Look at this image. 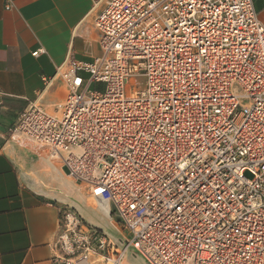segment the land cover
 Listing matches in <instances>:
<instances>
[{
  "label": "built area",
  "instance_id": "obj_1",
  "mask_svg": "<svg viewBox=\"0 0 264 264\" xmlns=\"http://www.w3.org/2000/svg\"><path fill=\"white\" fill-rule=\"evenodd\" d=\"M93 24L101 55L69 57L64 101L31 104L9 141L54 162L130 237L68 205L52 264H264V25L253 0H109Z\"/></svg>",
  "mask_w": 264,
  "mask_h": 264
},
{
  "label": "crops",
  "instance_id": "obj_2",
  "mask_svg": "<svg viewBox=\"0 0 264 264\" xmlns=\"http://www.w3.org/2000/svg\"><path fill=\"white\" fill-rule=\"evenodd\" d=\"M108 1L0 0V264H52L60 211L73 204L67 197L75 192L73 182L38 150L10 142V130L34 102L51 110L64 101L58 72L69 57L101 55L93 21ZM253 3L264 25V0ZM39 50L44 53L35 57ZM87 209L81 214L88 222L116 234Z\"/></svg>",
  "mask_w": 264,
  "mask_h": 264
},
{
  "label": "rangeland",
  "instance_id": "obj_3",
  "mask_svg": "<svg viewBox=\"0 0 264 264\" xmlns=\"http://www.w3.org/2000/svg\"><path fill=\"white\" fill-rule=\"evenodd\" d=\"M55 166H56V169L58 170V172L60 173V175L62 176V178L67 180L63 176L60 167L57 166V165H55ZM247 176L248 177H252L250 174H247ZM72 186L74 187V188H72V191L75 189L74 190L75 192H72V193L69 192L67 197L72 201L73 204L69 203L68 205L72 206V207H75V208H77L80 211H82L84 209L83 212H81L82 214H84L86 211H88L87 204H88V201H90V197L87 194V192H85V188L84 187L77 186V184H75V183H73ZM65 191L68 192V189H66ZM79 200H81V202H79ZM89 211H91V210H89ZM91 213H93V211H91ZM116 235H118V237H120V238H122V237H130L127 232H125L123 234L116 233ZM123 264H145V263L141 260V258L135 257L134 259L130 258L129 260L125 261Z\"/></svg>",
  "mask_w": 264,
  "mask_h": 264
},
{
  "label": "bare ground",
  "instance_id": "obj_4",
  "mask_svg": "<svg viewBox=\"0 0 264 264\" xmlns=\"http://www.w3.org/2000/svg\"><path fill=\"white\" fill-rule=\"evenodd\" d=\"M18 146V145H17ZM51 164H54V162H52ZM61 172H62V174H63V176L67 179V180H69V181H71L69 178H68V176H66L65 175V173L61 170ZM72 182V181H71ZM84 191V190H83ZM104 210L106 209L105 207L103 208Z\"/></svg>",
  "mask_w": 264,
  "mask_h": 264
}]
</instances>
